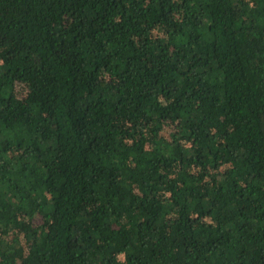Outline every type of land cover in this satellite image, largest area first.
Here are the masks:
<instances>
[{
  "label": "trees",
  "instance_id": "trees-1",
  "mask_svg": "<svg viewBox=\"0 0 264 264\" xmlns=\"http://www.w3.org/2000/svg\"><path fill=\"white\" fill-rule=\"evenodd\" d=\"M0 264H264V0H0Z\"/></svg>",
  "mask_w": 264,
  "mask_h": 264
}]
</instances>
